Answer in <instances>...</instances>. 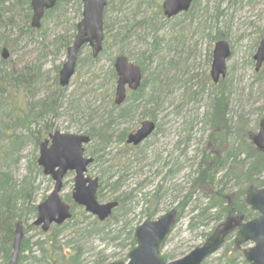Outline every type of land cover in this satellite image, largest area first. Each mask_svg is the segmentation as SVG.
<instances>
[{
	"label": "rangeland",
	"instance_id": "374dc122",
	"mask_svg": "<svg viewBox=\"0 0 264 264\" xmlns=\"http://www.w3.org/2000/svg\"><path fill=\"white\" fill-rule=\"evenodd\" d=\"M108 1L103 16L104 39L115 36L123 28L133 34L124 44L110 40L106 50L92 65L88 62L90 49L85 47L77 59L75 74L65 89H60L55 81L66 58L67 47L63 48L60 43L71 35V24L78 22L76 2H70L64 13L47 20L32 33L7 30L9 42L0 46V50L5 48L8 51L18 71L33 68L40 78L34 86L25 88L27 85H22L13 99L15 104L10 103V108L21 109L17 110L19 114H35L34 103L44 96L61 95L57 114L50 118L48 127L39 122L30 128L37 131L38 136L44 133V128L50 133L85 134L109 125L107 119L112 113L110 102L115 88V81L109 78L113 59L123 55L137 65L140 62L146 83L142 96L149 95L151 86L155 85L158 106L146 107L152 112L144 116L143 109H138L128 123L115 120L110 124L113 138L104 151L95 152L98 142L91 141L84 146V155L93 159L86 175L97 178L101 188L98 203L115 199L123 202L119 210L113 212L112 219L104 224L103 234L95 232L94 217L74 208L73 214L79 225L73 226L70 221L56 239L65 249L81 247V264H126L131 249L126 231L121 232L123 223L128 225V230L134 231L145 219L156 220L163 213L174 211L177 214L179 211L160 251L161 256H167L166 261L176 260L200 246L223 223L203 222L205 226L197 225L192 229L194 221L190 218L198 212L197 208L206 205L196 191L185 209L180 211L179 208L186 193L192 191L196 163L209 135L205 113L208 101L213 93L216 94L215 88L219 85L213 86L209 79L211 53L217 39L227 41L232 52L226 65L224 88L220 86L227 99L226 118L230 127L242 119L252 131L257 130L264 116V66L259 73H254L252 60L259 41L264 39V0H198L189 13L171 20H165L158 12L157 6L162 0ZM150 117L157 122V130L146 142L131 150L117 143L118 139H125L134 131L140 120ZM13 133L20 139L30 135L25 127L15 128ZM44 138L41 137L40 141ZM3 143L12 145L13 140ZM13 146L14 154L7 159L5 167L10 169L15 181L20 182L32 169L33 162L36 163L38 146L35 147L30 140ZM33 175L39 184L38 204L50 193L52 182L47 184L45 177ZM222 184L223 180L219 188ZM63 185L60 197L72 208L73 174L65 177ZM238 189L234 181L229 180L223 193L234 194ZM146 209L155 211V214L147 218ZM192 210L196 212L191 213ZM38 231L36 228L26 235L33 244V255L38 254L34 243L44 239L43 233ZM117 233L120 235L116 239ZM234 237L235 233L231 234L225 245L234 242ZM248 247L242 245L239 248L243 251ZM223 249L208 258L206 264H221L218 259Z\"/></svg>",
	"mask_w": 264,
	"mask_h": 264
},
{
	"label": "trees",
	"instance_id": "16d2710c",
	"mask_svg": "<svg viewBox=\"0 0 264 264\" xmlns=\"http://www.w3.org/2000/svg\"><path fill=\"white\" fill-rule=\"evenodd\" d=\"M29 1L30 0H1L0 30H2V33L0 36V46L3 47L9 42L10 34L7 32L8 29L20 30L23 34L27 32L28 34L32 33V30L28 25L30 20ZM72 1H75L78 7L77 20H79L80 0H64L58 1L51 10L46 11L43 16V21L48 18L50 19L53 16H59V13H64L66 7ZM195 2L196 0L194 3ZM109 3L110 2L106 0L104 12L109 6ZM157 7L158 12L160 13L159 4ZM22 27L23 29H21ZM74 31L75 23H72L70 26V32H72L71 35L67 40H61L62 43H60V46L66 48L71 44L74 38ZM128 32L129 31L124 28L119 29L115 36L105 39L102 52L106 50L110 40H113L112 42L114 43L118 42V44H124L123 40L128 37ZM99 57L96 60H93L91 59V56H89L88 62L91 65L95 64ZM138 65L141 66L140 62ZM109 78L112 82L115 80L113 69H110L109 71ZM28 84L29 80L23 75L14 77L12 72H6L2 68L0 69V99L5 97L11 104H15V100L13 101L15 94L19 92L22 85ZM55 84L57 85V81H55ZM145 84V81H143L141 87L136 92L128 95L124 107L116 108L110 102L111 112L116 113L113 114V117H111L112 113H110V116L107 119L109 125H102L85 133L90 140H94L95 143L98 142L97 152L104 151L103 148H105L113 138V130L110 124L115 122V120L121 121L124 116L134 113L140 108L144 109L148 105L143 104L141 101ZM218 84L219 88H215V90H217L216 94L213 93L208 101V110L205 113V124L208 127L209 135L200 150L199 160L196 163L194 173L195 178L193 179L191 186L192 192L194 193V191H196L197 194L206 201V206L202 209L197 208L198 212L190 218L191 221H194L191 224L192 229H195L198 226H205L203 222L220 223L229 218L236 222H244L252 219L256 216V213L251 211L246 205L245 193L249 188L264 187V152H259L251 144V137L256 129L252 131L250 128H247L245 121L243 123L242 119H239L233 128L230 127L226 118L227 99L223 95L224 89L220 90V86H224L223 80ZM156 88L155 85L151 86V96L153 94L156 96ZM12 93H14V96H12ZM60 97L61 95L56 96L55 94L44 96L37 102V113L32 116L29 115V113L23 115L24 127L28 128L30 133V135L24 139H20L19 137L16 138L13 133L14 129L9 128L7 124L0 126V264H7L11 256L13 232L15 225L18 223L23 226L24 237L20 244L17 264H81V247L77 246L73 250L65 249L64 246L62 247L61 244L59 245V242L56 239L61 230L70 224V221H72L73 226L79 225L78 220H75L76 215L73 214V210L76 208L75 206L71 209L72 217L70 221L63 224L61 227H52L48 233L43 234L44 239L41 242L34 243L38 254L33 255V244H31L30 238H27L26 236L28 231L36 229L28 224L36 215V197L39 190V184H36L35 176L33 174L35 173L42 179L44 177L41 176V171L36 166L35 162H33L32 169L29 171L28 175L23 177L20 182H16L10 169L5 167L7 159L14 154L15 149L13 145H23L24 142L26 143L30 140L33 142L34 146H37L41 137L46 138L50 134V130L44 128V133L41 136H38V132L31 130L30 125L37 123L36 120L40 118L43 111L52 116H56ZM128 99L130 100L128 101ZM11 109L15 110L14 106ZM147 112L148 111H143V114H146ZM150 112H152V110ZM231 137H234V141H231ZM12 140V145L10 144L7 146V144L5 145L3 143H8ZM123 140V137H121L118 139L117 143L123 142ZM218 177L220 182L217 180ZM222 180L223 184L220 186L222 188H219V183H222ZM229 180L234 181V186L239 188L234 194L223 193V191L225 192V184L226 182H229ZM45 181L47 184H50L49 179L46 178ZM117 184L118 182H115L114 186H117ZM99 190H101V188H99ZM99 192L98 199L100 198ZM114 201L118 203V208L114 211L117 212L123 200L115 199ZM186 206L187 198H184L183 201L179 203L180 211H183ZM146 212L148 213L146 214ZM193 212L196 211L192 210L191 213ZM145 214L147 215V218H151L155 214V211L152 212L149 209H146ZM179 214L180 212L178 211L175 216V222L177 221ZM112 217L113 214L107 221L112 219ZM105 223L100 224L95 220L93 222L95 232L102 234L105 233ZM127 226L126 223H123L121 232L126 231L125 233L130 242L129 247L132 249L135 245L134 231L131 228L128 230ZM38 233L40 234L41 232L38 231ZM118 235H120V233H117L116 239L118 238ZM227 241L228 238L226 239V242ZM163 246L161 248H163ZM222 249L223 252L218 259L221 264H246L243 259V251H241L234 242L228 246L224 244ZM164 259H167V256H164ZM203 264H206V261Z\"/></svg>",
	"mask_w": 264,
	"mask_h": 264
},
{
	"label": "water",
	"instance_id": "95a60500",
	"mask_svg": "<svg viewBox=\"0 0 264 264\" xmlns=\"http://www.w3.org/2000/svg\"><path fill=\"white\" fill-rule=\"evenodd\" d=\"M57 1L62 0H31V29L38 30L44 12L51 10ZM194 0H164L161 9L166 19H172L189 10ZM81 17L75 27L72 45L66 49V58L58 72V85L65 88L69 85L75 73L78 54L82 47L88 46L91 56L95 59L102 49L103 22L102 15L106 6L105 0H80ZM2 55H8L5 49ZM229 44L219 40L214 44L209 76L213 84L226 75V62L230 58ZM254 71L258 72L264 63V39L261 40L253 56ZM116 75L114 100L115 106L123 104L126 91H136L141 83V71L138 66L129 62L126 57L118 56L113 61ZM152 122H143L133 133L128 135L126 144L137 146L154 131ZM90 139L84 135L62 134L54 132L38 147L36 165L44 177L52 181V189L44 201L36 207V218L32 222L46 233L51 226H61L71 218L70 206L60 197L63 180L66 175L74 174L71 202L98 222L107 220L117 207L116 202L98 203L96 193L98 180L86 176L91 158L83 155V146ZM253 146L258 151H264V117L260 120L257 133L251 138ZM248 206L258 213V217L237 226L235 242L238 245H248L244 259L248 264H264V188L249 189L245 196ZM174 215L165 213L157 220H144L134 231L136 246L128 253L127 264H202L208 257L215 254L224 243L234 225L227 221L220 229L211 234L199 247L193 249L182 258L166 262L158 251L169 234ZM23 229L16 224L13 232L11 256L7 264H16ZM114 264V263H112Z\"/></svg>",
	"mask_w": 264,
	"mask_h": 264
},
{
	"label": "bare ground",
	"instance_id": "6f19581e",
	"mask_svg": "<svg viewBox=\"0 0 264 264\" xmlns=\"http://www.w3.org/2000/svg\"><path fill=\"white\" fill-rule=\"evenodd\" d=\"M31 1V0H30ZM30 1H29V6H30ZM198 0H196V2H197ZM196 2L194 3H192V5H191V7L189 8V10L186 12V13H189V11H191L192 9L191 8H193L194 6H195V4H196ZM0 4H1V0H0ZM55 17H57V16H53L52 18H50V19H54ZM30 18H31V9H30ZM49 18L48 19H45L44 21H43V19L41 20V22H40V26H39V29H40V27H41V25L44 23V22H46L47 20L49 21L50 20ZM165 19V18H164ZM80 20V19H79ZM78 20V21H79ZM165 20H171V19H165ZM78 22H76L75 23V27H76V24H77ZM28 25H29V27H30V20H29V22H28ZM19 28V27H18ZM70 28V27H69ZM21 29H23V27L21 28ZM30 29H31V27H30ZM70 30V29H69ZM75 32V31H74ZM133 31H131V32H129V36L125 39V40H123V43H126L127 42V39L128 38H130V36L133 34L132 33ZM1 33H2V30H0V36H1ZM3 33H4V31H3ZM74 40V39H73ZM73 40H72V42H73ZM218 40H221V39H217V41ZM72 45V43L71 44H69L68 46H67V48H69L70 46ZM66 48V49H67ZM5 49V48H4ZM6 50V49H5ZM7 51V50H6ZM8 52V51H7ZM90 56H91V54H90ZM118 56H123V55H118ZM118 56H116V57H118ZM115 57V58H116ZM125 57V56H124ZM114 58V59H115ZM114 59H113V61H114ZM0 61H1V63H3V64H1L0 63V69L2 68V69H4L6 72H12L13 74H14V77H19L20 75H23L27 80H29V84L27 85V86H24L25 88H28V86L29 85H32V86H34L35 84H37V83H39V77L37 76V74L38 73H36V71H33V68H28V67H26V68H23L22 69V71H18L16 68V66H15V64H13L11 61V57H9V55H2L1 53H0ZM141 69V68H140ZM142 71V70H141ZM113 72H114V70H113ZM114 74H115V72H114ZM142 76H143V73H142ZM115 81V80H114ZM143 82V81H142ZM57 85H58V80H57ZM142 85V84H141ZM22 87V86H21ZM58 87H59V85H58ZM141 87V86H140ZM60 88V87H59ZM61 89V88H60ZM28 90H31L30 88L28 89ZM24 92H25V89H24ZM34 93V92H33ZM32 93V94H33ZM156 98H155V95L153 94L152 96H151V94H149V95H145V96H142V98H141V101L143 102V104H148L146 107H148V108H150V107H152V108H156L157 106H158V103L156 102ZM10 101L8 100V99H6L5 97H2L1 99H0V126L1 125H4V124H7L8 125V127L9 128H11V129H15V128H23L24 126H25V124H24V122H23V115L25 114V113H28V112H24V113H22V114H19V113H17V110L19 111V110H21V109H17L16 108V106L14 107V109L15 110H12L11 108H10ZM37 105V102L36 103H34V108H35V106ZM146 107L143 109V108H140V109H143V111H148L145 115H147V114H149V113H151L150 111L151 110H146ZM8 109H10V110H8ZM37 111H38V109H37V106H36V113H37ZM142 111V112H143ZM41 113V112H40ZM133 113H131V114H128V115H126V116H124L122 119H121V121L122 122H124V121H127L126 123H128L131 119H132V115ZM33 114H31V116H32ZM142 116H144V114L142 113ZM51 117H53L52 115H50V114H48L47 112H45V111H43L42 113H41V116H40V118H38L36 121H37V124L40 122V123H42V125L45 127V126H47L48 127V124H49V122H50V118ZM87 121L88 120H85V122L87 123ZM205 123H206V120H205ZM33 125H36V124H33ZM247 128H248V126H246ZM32 128V127H31ZM31 130H33V129H31ZM56 132V131H55ZM54 132H52V134H53ZM90 139V138H89ZM44 141V139L42 140V141H40L39 143H38V147H39V145L42 143ZM91 141H93V143H95V141L94 140H90L89 142H91ZM120 143H122V142H120ZM140 146V145H139ZM36 147V146H35ZM95 152H97V150H95ZM118 182V181H117ZM189 190V189H188ZM157 197V199H158V196H156ZM193 197V192L191 191V192H189V193H186V195L184 196V198H187V201L189 200V199H191ZM183 198V199H184ZM206 206V205H205Z\"/></svg>",
	"mask_w": 264,
	"mask_h": 264
},
{
	"label": "flooded vegetation",
	"instance_id": "af4514ba",
	"mask_svg": "<svg viewBox=\"0 0 264 264\" xmlns=\"http://www.w3.org/2000/svg\"><path fill=\"white\" fill-rule=\"evenodd\" d=\"M128 95H129V93H127V98H128ZM127 98H126V100H127ZM130 99H128V101H129ZM126 102V101H125ZM124 105V104H123ZM122 105V106H123ZM114 106V105H113ZM122 106H119V107H116V108H121ZM115 107V106H114ZM146 121H149V122H152L153 124H154V128H155V130H154V132L150 135V136H148L143 142H141L139 145H142L144 142H146L151 136H153L154 134H156V130H157V122L154 120V118L153 117H150V118H148V119H142V120H140V123H139V125L136 127V129L134 130V131H132V132H130V133H128L127 135H126V137H125V139L123 140V142H122V144H124V146L126 147V148H128V149H134V148H136V147H139V145H137V146H132V145H127L126 144V139H127V137H128V135H130V134H132V133H134L140 126H141V124L143 123V122H146ZM113 124V123H112ZM111 124V125H112Z\"/></svg>",
	"mask_w": 264,
	"mask_h": 264
}]
</instances>
